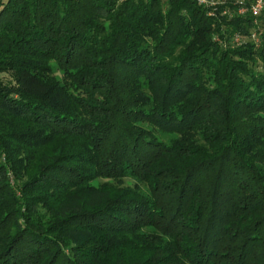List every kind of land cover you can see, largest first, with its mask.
I'll use <instances>...</instances> for the list:
<instances>
[{
	"label": "trees",
	"instance_id": "obj_1",
	"mask_svg": "<svg viewBox=\"0 0 264 264\" xmlns=\"http://www.w3.org/2000/svg\"><path fill=\"white\" fill-rule=\"evenodd\" d=\"M220 1L0 0V264H264V10Z\"/></svg>",
	"mask_w": 264,
	"mask_h": 264
},
{
	"label": "built area",
	"instance_id": "obj_2",
	"mask_svg": "<svg viewBox=\"0 0 264 264\" xmlns=\"http://www.w3.org/2000/svg\"><path fill=\"white\" fill-rule=\"evenodd\" d=\"M195 1L201 6H205V7L212 8V9H216L217 5L223 2L220 0H195ZM235 4L239 6L238 13L242 15L247 12H250L253 16L257 17L264 10V0H252L250 2V5H247L245 3V0H235ZM252 40L257 45L260 44V38L256 32L252 34ZM234 42L241 43V37L237 35L234 38Z\"/></svg>",
	"mask_w": 264,
	"mask_h": 264
},
{
	"label": "rangeland",
	"instance_id": "obj_3",
	"mask_svg": "<svg viewBox=\"0 0 264 264\" xmlns=\"http://www.w3.org/2000/svg\"><path fill=\"white\" fill-rule=\"evenodd\" d=\"M54 69H53V76L55 78H57L58 80L64 82V74L62 71H60L58 68H56V64L53 62L52 63ZM2 79L7 80V81H13L14 77L13 75L10 73H3L1 75ZM158 136L160 137V139L164 140L167 144H171V142L174 141H181L182 140V136L180 134H167V133H163L160 131H157ZM107 180L104 179H98L96 181L93 182V184L98 185V184H102L104 182H106ZM135 182L131 179H125L123 185L124 186H128V185H134Z\"/></svg>",
	"mask_w": 264,
	"mask_h": 264
}]
</instances>
